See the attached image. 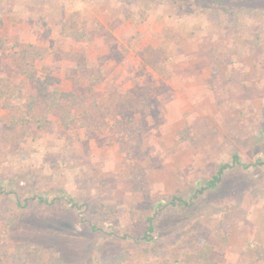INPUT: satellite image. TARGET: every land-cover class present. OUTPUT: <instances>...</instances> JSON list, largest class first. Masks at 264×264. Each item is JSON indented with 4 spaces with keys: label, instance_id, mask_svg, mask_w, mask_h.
<instances>
[{
    "label": "rangeland",
    "instance_id": "rangeland-1",
    "mask_svg": "<svg viewBox=\"0 0 264 264\" xmlns=\"http://www.w3.org/2000/svg\"><path fill=\"white\" fill-rule=\"evenodd\" d=\"M62 1L0 0V29L5 18L24 21L28 4ZM81 1L96 3L95 32L109 23L108 0ZM122 2L134 25L157 14L172 25L189 16L194 26L223 29L231 38L225 52L233 54H219L231 88L222 86L217 100L205 96L164 155L148 151L145 132L132 139L131 155H71L69 130L42 127L51 113L39 86L52 81L48 71L35 68L41 83L27 77L15 59L19 42L0 31V86L10 90L9 106H0V264H215L229 242L240 248L246 240L248 248L264 234V0ZM67 25L83 38L81 14ZM155 54L146 59L153 67L161 60ZM150 104L133 116L156 124L163 113L151 115ZM10 106L27 119L21 129H13ZM84 127L107 143L118 138L114 120ZM221 165L220 181L206 187Z\"/></svg>",
    "mask_w": 264,
    "mask_h": 264
},
{
    "label": "crops",
    "instance_id": "crops-1",
    "mask_svg": "<svg viewBox=\"0 0 264 264\" xmlns=\"http://www.w3.org/2000/svg\"><path fill=\"white\" fill-rule=\"evenodd\" d=\"M114 1L108 0L110 4L106 7L109 10L104 11L109 23L96 32L91 21L95 17L90 15L92 9L97 8L96 3L81 0H64L47 7L28 4L25 6L27 15H22L23 18L26 16L24 21L15 24L5 18L0 31L16 42L41 47L43 56L35 61V68L48 71L52 80L45 85L48 92L73 93L78 98L79 109H73L72 117H83L80 107L84 103L99 104L113 99V94H134V89L148 88L149 112L158 116L163 113V119L155 124L147 122V117L135 115L141 131L132 139L142 141L141 135L145 132L149 136L148 151L154 154L157 149L164 155L168 151L166 144L172 142L175 145L177 132L191 126L190 120L196 116L193 114L201 111L204 97L212 96L217 100V96L223 93L222 86L231 88L230 78L224 73L228 65L219 54H233L225 52L226 43L230 44L231 38L217 26L206 24L199 27L187 23L189 16H183L179 23L172 25L167 23L166 16H162V22L156 14L146 22L134 25L131 20L126 21L123 14L126 4L121 0L114 5ZM74 14L83 16V38L71 36L69 31L67 24L73 20ZM45 29L50 32L46 37L43 35ZM66 30L70 36L65 35ZM173 34L178 37L171 41L168 38ZM150 51L154 55L161 53L157 67L146 62ZM216 53L219 58L215 57ZM49 114L42 127L49 130L57 126L63 130L59 111ZM86 129L81 125L68 131L72 135L69 137L71 155H124L118 138L112 137L107 143L106 137ZM252 242L248 248L249 241L246 240H242L240 248H234V243L229 242V247L221 254L224 258L215 264H264V234ZM212 256L211 251L209 262L217 258V255ZM243 259L247 262L244 263Z\"/></svg>",
    "mask_w": 264,
    "mask_h": 264
},
{
    "label": "trees",
    "instance_id": "trees-1",
    "mask_svg": "<svg viewBox=\"0 0 264 264\" xmlns=\"http://www.w3.org/2000/svg\"><path fill=\"white\" fill-rule=\"evenodd\" d=\"M65 35L70 36L68 32H65ZM15 54L17 55L15 59L20 70L30 79L41 83V79L37 76L35 69V61L42 58V49L31 44L18 43ZM39 86L40 93L47 104V110L49 112H53L54 110L59 111L61 123L66 130H73L85 124L99 128L106 123V120H114L117 123V135L121 149L125 154H132V135L141 131V124L133 114L146 110L149 100L148 88L136 89L135 95L126 92L118 93L113 99L102 101L99 104L94 102L84 103L80 107L83 114L81 118L71 116L73 109H79V105L77 104L78 98L73 93L48 92L44 81ZM9 93V89L0 86V106H9ZM10 110L13 129H21L20 126L23 127L27 119L25 120L23 116L19 115L17 107L10 106ZM232 159L236 162L238 156L233 155ZM226 167L225 165H221L215 175L206 182L205 186L209 188L215 187L220 181L221 174ZM151 227L152 225L149 224L147 230L150 231Z\"/></svg>",
    "mask_w": 264,
    "mask_h": 264
}]
</instances>
